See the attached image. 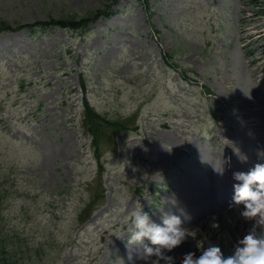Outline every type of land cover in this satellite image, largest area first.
Returning <instances> with one entry per match:
<instances>
[{"label": "rangeland", "instance_id": "obj_1", "mask_svg": "<svg viewBox=\"0 0 264 264\" xmlns=\"http://www.w3.org/2000/svg\"><path fill=\"white\" fill-rule=\"evenodd\" d=\"M109 4L0 0V264H148L127 245L137 209L190 231L174 264L252 227L234 173L264 163V0H117L84 29L21 26Z\"/></svg>", "mask_w": 264, "mask_h": 264}, {"label": "clouds", "instance_id": "obj_2", "mask_svg": "<svg viewBox=\"0 0 264 264\" xmlns=\"http://www.w3.org/2000/svg\"><path fill=\"white\" fill-rule=\"evenodd\" d=\"M234 180L237 183L234 184L233 202L236 206L243 205L240 216L252 221V227L237 241L231 254L226 256L219 246L209 243L198 257L193 252L185 254L181 264H264V163H256L247 172L234 173ZM127 219L131 225L127 245L139 246L142 260L148 264L161 261L174 264V258L165 253L181 246L190 233L181 226L179 216L164 212L162 224H157L146 212L137 209L132 210ZM211 227L219 228V224L213 223Z\"/></svg>", "mask_w": 264, "mask_h": 264}, {"label": "trees", "instance_id": "obj_3", "mask_svg": "<svg viewBox=\"0 0 264 264\" xmlns=\"http://www.w3.org/2000/svg\"><path fill=\"white\" fill-rule=\"evenodd\" d=\"M110 2L109 5L102 7L99 11L90 14L87 17L83 18H62V19H55V20H49L48 22H42V23H35L32 25V27H43L45 29L52 28V27H60V28H68L71 30H80L88 26L91 22H94L99 16H106L108 15V11L110 9V5L116 0H108ZM12 30L11 25L0 21V32H6ZM83 107H84V119H85V129L89 132H91L94 136L97 133V126L102 123L106 122L104 119H102L98 114L95 113V111L90 107L89 103L84 99L83 101ZM110 127L113 128H120L124 130V127L117 123H109ZM93 204V203H92ZM92 205L88 206V209L84 211V213L90 212ZM91 207V208H90ZM4 238H9V235L4 234ZM3 262H5L3 260ZM7 262V261H6Z\"/></svg>", "mask_w": 264, "mask_h": 264}, {"label": "bare ground", "instance_id": "obj_4", "mask_svg": "<svg viewBox=\"0 0 264 264\" xmlns=\"http://www.w3.org/2000/svg\"><path fill=\"white\" fill-rule=\"evenodd\" d=\"M256 29L258 28V27H255ZM260 38L261 39H263L264 40V35H262V36H260ZM257 60L258 61H260V62H262V63H264V56L263 55H261V56H258V58H257ZM255 62V61H254ZM263 64L261 65V67H259L261 70H263ZM257 70V69H256ZM256 70L254 71V73L256 72ZM249 122H253V120L250 118V121Z\"/></svg>", "mask_w": 264, "mask_h": 264}]
</instances>
